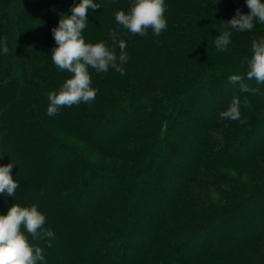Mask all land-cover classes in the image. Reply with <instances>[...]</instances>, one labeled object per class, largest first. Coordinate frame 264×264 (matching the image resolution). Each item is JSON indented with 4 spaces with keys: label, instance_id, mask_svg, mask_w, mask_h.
<instances>
[{
    "label": "trees",
    "instance_id": "16d2710c",
    "mask_svg": "<svg viewBox=\"0 0 264 264\" xmlns=\"http://www.w3.org/2000/svg\"><path fill=\"white\" fill-rule=\"evenodd\" d=\"M93 2L82 35L124 40L126 74L89 68L95 99L49 116L71 75L51 59L52 29L80 0H0V165L19 183L0 215L16 203L46 216L51 246L28 237L39 264H264V84L242 63L264 24L227 27L246 0H165L166 30L140 36L115 20L134 0ZM233 96L245 123L220 116Z\"/></svg>",
    "mask_w": 264,
    "mask_h": 264
},
{
    "label": "clouds",
    "instance_id": "9594fccd",
    "mask_svg": "<svg viewBox=\"0 0 264 264\" xmlns=\"http://www.w3.org/2000/svg\"><path fill=\"white\" fill-rule=\"evenodd\" d=\"M249 12L244 14L236 9L235 15L227 22V27L238 31H251L255 22L264 24V2L261 0H246ZM100 5L93 0H80L71 8V15H62L58 27L52 29L53 38L57 47L52 49L51 59L60 70L70 73V78L59 88L48 94L49 105L47 115L58 114L61 107H71L80 103H89L96 97L97 90L91 87L89 68L97 72H107L111 67L125 75V69L121 66L127 63L129 56L125 51L127 45L124 40L113 41L109 47L106 42L87 43L82 35L88 26L87 13L89 9H97ZM165 0H134L126 13L119 10L115 13V20L133 35L146 36L148 29L159 36L167 28L165 18ZM231 32L224 31L215 37L214 45L220 52H226L231 43ZM118 44L120 53L117 56L115 45ZM3 52L8 53L7 40L0 41ZM251 58L244 57L242 63L247 62L246 77L255 79L257 84H264V38L254 40L251 46ZM241 75H231V83H240L242 92H250L255 95L258 88H251L243 83ZM243 107L250 108V101L245 98ZM241 100L233 96L226 110L220 113L221 118L245 123L241 119ZM12 163L0 165V195L14 197L19 183L12 177ZM46 216L41 213L36 205L21 207L13 204L6 215H0V264H39L44 261V249L29 242V235L33 240L48 239L51 246V238L54 232L45 229ZM23 229V230H22ZM25 230L27 235L25 234Z\"/></svg>",
    "mask_w": 264,
    "mask_h": 264
},
{
    "label": "rangeland",
    "instance_id": "374dc122",
    "mask_svg": "<svg viewBox=\"0 0 264 264\" xmlns=\"http://www.w3.org/2000/svg\"><path fill=\"white\" fill-rule=\"evenodd\" d=\"M196 106H197V105L193 103V107L196 108ZM180 150H181V152H184L183 149H180ZM179 152H180V151H179ZM94 193H95V191H94V192L92 191L90 194H94ZM81 201H82V200H81ZM81 201H80V202H81Z\"/></svg>",
    "mask_w": 264,
    "mask_h": 264
}]
</instances>
